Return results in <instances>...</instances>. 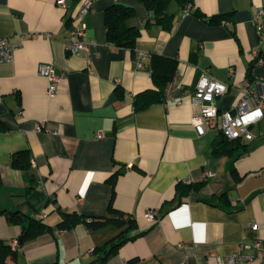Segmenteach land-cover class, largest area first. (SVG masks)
Here are the masks:
<instances>
[{
    "label": "crops",
    "instance_id": "0c3cea01",
    "mask_svg": "<svg viewBox=\"0 0 264 264\" xmlns=\"http://www.w3.org/2000/svg\"><path fill=\"white\" fill-rule=\"evenodd\" d=\"M92 1L83 19L88 46L70 52L71 18L79 8L72 0L67 7L57 0H0V36L17 45L14 59L0 63V211L20 210L53 228L19 242L8 264H88L95 249L103 254L121 234L128 238L107 264H218L219 255L242 243L250 244L243 252L255 254L251 244L264 243V115L252 139L216 154L224 134L196 131L192 94L208 71L228 83L217 98L224 111L237 103L244 79L264 76V40L254 20L264 0H194L205 17L171 0V30L141 0ZM114 3L135 8L134 50L107 38L105 9ZM219 14H228L225 22L209 20ZM137 50L148 53L143 67ZM151 53L178 59L175 85L164 100L136 110L135 97L155 88L146 67ZM41 63L62 74L54 94ZM21 150L30 156L25 168L12 164ZM206 170L213 174L204 178ZM181 180L201 186L197 198L177 204ZM111 205L131 219L57 228L63 211L117 217ZM151 208L158 209L155 220L145 215ZM21 231L0 212L2 239L19 240ZM250 264H264V257Z\"/></svg>",
    "mask_w": 264,
    "mask_h": 264
},
{
    "label": "trees",
    "instance_id": "16d2710c",
    "mask_svg": "<svg viewBox=\"0 0 264 264\" xmlns=\"http://www.w3.org/2000/svg\"><path fill=\"white\" fill-rule=\"evenodd\" d=\"M78 7L84 0H72ZM149 10L154 13V18L157 23H160L165 29L171 30L174 24V15L168 12V5L171 0H141ZM185 8L187 5L192 6V12H195L201 17H205L204 13L194 7V0H177ZM135 8L130 5L122 3H114L106 7L105 9V24L107 30L108 40L116 46L128 47L132 50L136 47L137 39L140 35V29L131 24L132 18L135 16ZM228 14H219L209 17L211 22H225ZM75 17L71 18V22L74 23ZM146 67L152 73V79L155 88L147 89L139 93L134 100V106L136 110H141L148 105L162 101L166 97L167 84L175 77L178 69V59L176 57H170L160 53H151L150 61ZM239 143V145L232 146L233 143ZM241 146V139H229L224 136V140L219 142L215 146L216 154H223L230 152L233 149ZM30 163V156L28 150L17 151L13 158L12 164L16 167L25 168ZM120 172V171H118ZM114 173L112 180L114 182L117 173ZM201 183H195L192 181H178L176 184V196L178 198L177 204L182 202L185 198L190 196L198 197V189ZM221 196H219L220 198ZM212 201V198H206ZM176 204V205H177ZM111 213H118L117 217H85L79 214L77 211H63V219L58 224L59 229H68L76 225L80 221L86 222L92 228L103 226L104 224L114 221L118 224L124 223L130 217H126V213L116 210L112 205L110 206ZM5 213L8 220L11 223L20 224L22 231L20 234L19 242H23L26 239H30L42 233L52 231L53 228L48 224L42 222L40 219L34 218L28 214L21 212L20 210H2ZM127 218V219H126ZM133 225V224H132ZM120 240L114 244L109 250L100 254L98 249L97 257L88 264H107L108 258L112 253L116 251L117 246L122 243L126 238L121 234ZM16 255V249H14L11 243L6 242L0 237V264H8V258ZM59 264V263H54Z\"/></svg>",
    "mask_w": 264,
    "mask_h": 264
},
{
    "label": "built area",
    "instance_id": "2783aa9c",
    "mask_svg": "<svg viewBox=\"0 0 264 264\" xmlns=\"http://www.w3.org/2000/svg\"><path fill=\"white\" fill-rule=\"evenodd\" d=\"M57 3L67 7V0H57ZM92 3V0H84L75 13V21L68 38V51L70 52H80L88 46L83 19L91 10ZM191 10L192 6L187 5L186 11L191 12ZM254 20L260 38L264 40V7L256 11ZM16 48L17 45L11 43L8 38L0 36V63L13 60ZM147 56L146 51H136L138 67H143V61ZM254 62L257 65H261L263 62L259 50L254 51ZM38 70L50 81L49 94H54L62 74L56 72L53 63H41ZM174 85L175 77L167 84V94L171 93ZM227 89V82L215 78L208 71L202 72L192 94L193 104L198 106V111L193 115L195 129L199 134H203L210 128H219L224 136L229 139H252L254 137L252 128L264 115V76L244 79L237 103L229 109L220 111L217 98L224 94ZM218 118H220V122ZM97 135L101 136L102 132L98 131ZM212 174L211 170H206L204 178ZM145 215L149 220H155L158 217V209H148ZM252 227L258 229L259 224L254 223ZM18 243L19 240L14 239L11 245L16 249ZM249 246L250 244L242 243L238 251L229 255H219L218 264H250L255 258L264 257V243L261 239H257L251 244L255 248V254L243 252V249ZM93 251V249H89L88 254L93 253Z\"/></svg>",
    "mask_w": 264,
    "mask_h": 264
}]
</instances>
